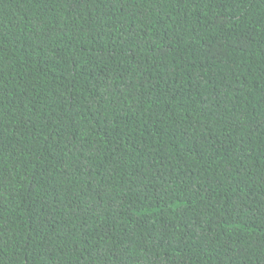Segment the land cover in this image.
I'll use <instances>...</instances> for the list:
<instances>
[{"label":"trees","instance_id":"16d2710c","mask_svg":"<svg viewBox=\"0 0 264 264\" xmlns=\"http://www.w3.org/2000/svg\"><path fill=\"white\" fill-rule=\"evenodd\" d=\"M0 264H264V0H0Z\"/></svg>","mask_w":264,"mask_h":264}]
</instances>
